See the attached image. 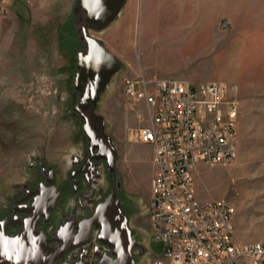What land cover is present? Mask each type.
<instances>
[{"label":"rangeland","instance_id":"obj_1","mask_svg":"<svg viewBox=\"0 0 264 264\" xmlns=\"http://www.w3.org/2000/svg\"><path fill=\"white\" fill-rule=\"evenodd\" d=\"M177 8L188 15L182 24L156 32L152 14ZM88 38L116 62L97 96L87 88ZM139 72L238 87V155L198 165L196 191L235 205L238 240L264 241V0H125L101 28L85 23L80 0H17L0 26V236L32 230L40 264L75 254L71 264H99L108 248L115 258L104 224H94L110 203L126 210L136 264L157 254L153 147L136 139L147 110L123 93L124 78ZM97 167L101 193L87 180Z\"/></svg>","mask_w":264,"mask_h":264},{"label":"built area","instance_id":"obj_2","mask_svg":"<svg viewBox=\"0 0 264 264\" xmlns=\"http://www.w3.org/2000/svg\"><path fill=\"white\" fill-rule=\"evenodd\" d=\"M15 1L0 0V26ZM123 93L147 110L136 139L153 147L149 228L159 250L151 264H264V241L236 236L235 205L202 199L195 185L198 165L238 155V87L139 72L124 78Z\"/></svg>","mask_w":264,"mask_h":264},{"label":"water","instance_id":"obj_3","mask_svg":"<svg viewBox=\"0 0 264 264\" xmlns=\"http://www.w3.org/2000/svg\"><path fill=\"white\" fill-rule=\"evenodd\" d=\"M85 23L101 28L121 10L125 0H80ZM88 52L91 65L87 66L89 80L87 88L93 96L108 82L115 70V58L96 39L88 38ZM104 240L114 247L115 258L106 256L99 264H136L133 248L140 246L138 241L129 237L125 241L119 234L104 224ZM44 247L35 241L32 230L17 236H0V264H40Z\"/></svg>","mask_w":264,"mask_h":264},{"label":"flooded vegetation","instance_id":"obj_4","mask_svg":"<svg viewBox=\"0 0 264 264\" xmlns=\"http://www.w3.org/2000/svg\"><path fill=\"white\" fill-rule=\"evenodd\" d=\"M101 176H102V173H101L100 169L97 167L93 171L92 175L89 176L88 179H87L88 183L90 185H92V186H95L97 191H99L100 193L105 190V187L103 185H101V184L100 185H96L95 182ZM87 190L89 191V188H87ZM49 193L47 195H45V198H48L50 196ZM125 211H124V213H122L118 209L117 203H110L109 205L103 207V210L101 211V214L99 215L100 216L99 219L95 220L94 224L95 223H103V224L109 226L112 232L119 234L118 236L120 237V239L125 241L129 237V229H128V225H127L128 217H127V214H126ZM19 231L20 230H18L16 232V234H14V235L17 236ZM83 249L84 250L87 249V243H86L85 246H83ZM97 252H98V254L102 253L101 250H97ZM109 252H111V250L108 248V252H107L106 256L112 257V256L109 255ZM76 258H77V254H75L73 256V259H71V260L69 259L68 262H66V264L73 263ZM76 264H92V263L90 261L85 260L83 262L76 263Z\"/></svg>","mask_w":264,"mask_h":264},{"label":"crops","instance_id":"obj_5","mask_svg":"<svg viewBox=\"0 0 264 264\" xmlns=\"http://www.w3.org/2000/svg\"><path fill=\"white\" fill-rule=\"evenodd\" d=\"M187 13H185V11H183L181 8H177V9H175L173 12H170V13H166V14H162V24L163 23H166V24H175L176 25V27H178V25L180 24H182V18H183V16H188V15H186ZM168 17H170V20L171 19H174L175 20V23H172V22H168L167 20H164V19H168ZM179 18V19H178ZM179 24H178V23ZM163 30V29H162ZM163 32H165V30L163 31ZM147 145H149V144H147ZM147 152H148V154H149V148L148 147H146V149H145ZM152 155H153V152H152ZM151 158H152V156H151ZM151 158H150V161H151ZM151 166H152V169H153V172H154V168H153V164H152V161H151ZM152 176H153V174H152ZM150 181H151V179H150ZM150 190H151V185H150Z\"/></svg>","mask_w":264,"mask_h":264},{"label":"bare ground","instance_id":"obj_6","mask_svg":"<svg viewBox=\"0 0 264 264\" xmlns=\"http://www.w3.org/2000/svg\"><path fill=\"white\" fill-rule=\"evenodd\" d=\"M162 14L160 13H153L151 18L152 26L155 27L156 32L162 29Z\"/></svg>","mask_w":264,"mask_h":264}]
</instances>
